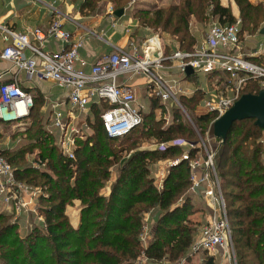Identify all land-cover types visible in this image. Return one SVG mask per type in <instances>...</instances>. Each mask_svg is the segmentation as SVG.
<instances>
[{
	"label": "trees",
	"instance_id": "trees-1",
	"mask_svg": "<svg viewBox=\"0 0 264 264\" xmlns=\"http://www.w3.org/2000/svg\"><path fill=\"white\" fill-rule=\"evenodd\" d=\"M94 1L83 0L80 13L85 15L84 10H94ZM231 3L236 13L219 0L214 3L215 20L224 24L239 17L242 33L259 34L264 26V3L251 0H231ZM156 16L157 22H161V11ZM177 33L182 34L180 42H183L187 36L183 11L173 26V34ZM193 46L179 49L190 51ZM251 60L264 64V54ZM259 91L258 85L250 81L241 95ZM181 96V102L191 108L203 97L198 89L191 96ZM154 100L150 113H144L142 124L124 136L140 128L137 139L118 146L113 142L120 138L107 136L98 106L93 105L87 120L90 131L75 136V158L70 159L52 141L55 136L46 128L48 114L34 117L32 110L35 106L40 110L43 104L42 98L34 95L26 137L13 146H1L0 153L11 164L16 180L42 187L37 211L44 224L33 222L22 235L18 231L22 220L0 209V264H140L142 257L146 258L143 264H157L162 260L172 263L183 260L186 264V260L198 253L202 258L200 264H217L205 251L192 254L189 251L199 223H193L189 217L194 194L189 191L187 161L170 166L160 188L150 175V163L168 156L177 158L181 148H139L138 138L153 137L160 143L179 138V134L191 136L193 132L190 125L180 120L163 126L152 115ZM214 118L213 113L194 115L193 122L199 132H205ZM254 121L243 119L232 124L217 159L237 264H264V127ZM32 152L44 166L36 168L25 162L26 154ZM116 165L118 176L105 196L101 190ZM72 205H78L76 225L71 223L68 214ZM151 211L157 218L151 228L152 237L144 244L143 221Z\"/></svg>",
	"mask_w": 264,
	"mask_h": 264
},
{
	"label": "built area",
	"instance_id": "built-area-1",
	"mask_svg": "<svg viewBox=\"0 0 264 264\" xmlns=\"http://www.w3.org/2000/svg\"><path fill=\"white\" fill-rule=\"evenodd\" d=\"M48 8L53 16L44 29L34 27L17 31L0 22V38L4 43L0 59L9 61L15 69L11 81L0 82V123L26 128L25 121L30 117L34 95L18 84L16 73L24 72L27 82H52L64 90V95L63 100L48 102L46 128L55 136V144L70 159L75 158V136L90 131L87 120L93 105L100 108L99 116L109 138H122L142 124L148 108L139 101L136 88L141 89L142 96L150 103L156 98L161 104L179 109L194 127L179 96H191L195 90L182 91L180 80H167L170 67L184 77L186 67L192 69V74L199 71L207 77L223 76L211 88H198L203 97L202 104L196 106L195 112L198 115L213 113L214 120L233 105L250 81L255 82L260 90L264 89V64L251 60L264 53V45L260 41H256L253 47L246 45L253 36L241 32L242 21L239 17L231 23L212 21L202 41L190 51L176 48L164 54L158 41L153 44L152 39H147L142 47L129 44L128 50L110 44V51L88 62L78 52L84 44L83 36L73 38L70 31L63 27L60 12L52 5H48ZM51 40L62 43L64 47L48 50L46 45ZM8 72L10 70L1 71L0 78ZM210 140L216 141L217 147L209 146L204 138L199 137L196 143L176 138L157 143L150 149L165 150L169 146L181 148L180 156L169 161L167 168L186 160L189 191L199 194L205 204L206 222L198 229L192 251H205L217 258L220 264H236L231 228L217 173L222 141L215 137H210ZM31 165L36 168L44 166L35 157ZM42 191V187L16 180L11 164L0 153L1 210L9 212L17 220L27 222L34 216L44 224L37 211V198ZM150 230L145 216L141 234L144 244L148 242ZM145 261L146 258L142 257L139 263ZM183 263V260L175 263L162 260L157 264Z\"/></svg>",
	"mask_w": 264,
	"mask_h": 264
},
{
	"label": "rangeland",
	"instance_id": "rangeland-1",
	"mask_svg": "<svg viewBox=\"0 0 264 264\" xmlns=\"http://www.w3.org/2000/svg\"><path fill=\"white\" fill-rule=\"evenodd\" d=\"M42 1L44 4L50 3V4H53L54 6H57V4L61 5L63 3H64V6H66V4L68 5L73 4V7L70 5V8L79 10L80 4L82 3L83 0H42ZM219 1L222 5L229 6L231 8V11L236 13L231 3V0H219ZM251 1L254 3H261V2L264 3V0H251ZM215 2H217V0H96L94 1V3L96 4L95 9L94 10L90 9V11L84 10L83 14L85 15H82V16L83 17L100 16L102 17V19H106L109 22L111 21L118 22V24H120L121 27L123 28V34L127 38L126 43H124L125 49L127 50L130 48L129 44L131 43L142 47L145 45V41L147 39H152V40L156 39L160 43V47L163 50L164 54H169L170 51L176 48L185 47V46H188L189 44L196 45L202 41L209 24L216 19L214 18L215 16L212 14L213 5ZM38 5L41 8V12L43 13L44 5L42 4H38ZM119 7L123 8L124 14L120 17H117L113 14L112 11H114L115 9ZM34 9H38V7H35ZM66 9L67 8L64 7L63 9L64 12L66 11ZM158 11H161V22H157L156 14ZM181 11H183L185 20L187 22V36L184 38L183 42H180V37L182 36L181 33L173 34V26L175 25V20L177 18V15H179ZM107 15L109 17H106ZM83 21L85 22V20ZM105 23H106L105 25H107L108 22L105 21ZM263 23H264V20H263ZM98 33H100V31ZM245 33L248 34L247 32ZM249 35L253 36L249 39L253 38L252 40L260 41V43L264 45V35H260L258 33H255V34L249 33ZM108 36H109V32L106 33V37ZM125 36L123 37L124 42L126 39ZM119 37L117 38L112 37L113 42H116V40L120 39ZM97 42L100 44L103 43L99 39H96V38L93 39V43L98 44ZM260 61L263 62V60H260ZM170 69H171L170 71L171 76L170 77L168 76L167 80H171V79L175 81L180 80L181 81L180 89L182 91H188V90L192 91V90L202 88V87L208 89V88H211L210 86L216 81H218V79L223 78V76L221 77L220 75L219 76L211 75L207 77L206 74L197 71L193 73L192 77L183 80L184 76L179 71H177L174 67L172 68L170 67ZM42 84H43L42 88L44 86L50 85V83L48 82H42ZM58 89L56 88L54 89V91L55 90L57 91ZM181 95H184V94H181ZM181 95L179 97L180 102L183 101V97ZM137 96L141 100L148 101V99L143 98L142 93L140 91H137ZM201 101L196 102V105L193 106L192 108L186 106L185 104H183V102H181V104L187 109V114L189 115L193 124H194L193 122L194 115H198V113L195 112V108L197 105L202 104ZM37 102L38 101H36L35 103L37 104ZM153 103H154V109L151 110L153 111L152 115L156 120H160L163 126H167L173 121L177 122L179 120L191 126L193 130L192 135L187 136L188 134L186 135L179 134L180 135L179 138H183L191 143H196L197 141H199V137H201L205 139V141L207 142L209 146L217 147L216 141L210 140L208 128L205 132H201V131L199 132V129L196 128L197 129L196 130L194 128L195 124L193 127V125H191V122L187 119V117L183 113L180 112L179 109L173 106L170 107L168 104L167 105L161 104L159 100L156 98L153 101ZM38 109L39 108L35 106V108L32 110V113L35 118L38 117L39 114L40 116L45 114V111H40ZM97 109H99L100 111L99 107ZM149 111H150V108L147 110L146 113H148ZM30 121L31 120L29 119V120H26L25 122L27 123V125H30L29 124ZM23 127L22 126L17 127L14 125L13 126L5 125V124L0 123V145L2 147H9V146L15 145L18 142L20 143L21 141H23L24 140L23 137H26L25 135L26 128H23ZM139 130L140 128H137V130H134L128 137L116 139L113 142L114 145L115 146L122 145V143H125V142L129 143L131 142L132 139H137L136 136L138 135ZM56 135H58V133H56ZM52 141H56V138L53 139ZM138 142H139L140 149L141 148L150 149L156 146V144L159 143V140L153 137H149V138L142 137L140 139L138 138ZM34 156H35L34 152L26 154L25 159H24L25 162L31 163V160L33 159ZM179 156H180V153L178 157ZM175 158L172 156H168V158H165V159L154 160V162L150 163L149 165L150 175L154 176V173H158L160 172L161 169H164L165 171H163V173L165 176L167 173V169H168L167 163L169 161L171 162ZM117 168L118 166L116 165L114 169L117 170ZM221 191H222V188H221ZM1 200L2 198H0V201ZM70 207L71 208L69 210V213L77 214L78 205H72ZM198 210L200 211V213L196 212ZM190 211H192V213L189 215V217L190 219H192L191 221L193 223L198 222L199 225L205 224L207 211H206L205 204L201 197H198L196 200H194L193 206ZM150 216L151 217L149 219V222L156 221L157 216L153 213V211L150 212ZM33 222L37 223L38 225H41V223L37 221L34 218V216L30 217V219H28L27 222L22 220L20 224V229L18 230L19 233L24 235L30 229V227L34 225ZM193 223H189V226H191L192 228H194ZM197 227L196 229H198ZM151 237H152V234L149 231V235H147V240L150 241ZM193 237L195 241L196 234H194ZM189 251H191V254L194 252L191 249H189ZM200 252H203V251H200ZM206 254L208 255V253ZM234 254H235V260H237L235 248H234ZM199 255L201 257V254Z\"/></svg>",
	"mask_w": 264,
	"mask_h": 264
},
{
	"label": "crops",
	"instance_id": "crops-1",
	"mask_svg": "<svg viewBox=\"0 0 264 264\" xmlns=\"http://www.w3.org/2000/svg\"><path fill=\"white\" fill-rule=\"evenodd\" d=\"M38 4L44 5V9L42 8L44 10L43 13L41 12V8L39 7ZM46 5L54 6L53 4H50V3L44 4L42 0H0V22L10 25L17 31H23L26 28H34V27H39V28L44 29L45 27L48 26L49 21L51 20L53 16V13ZM70 5L73 7V4H70ZM70 5L66 4V6H64V3H63L61 5L57 4V6H54V7L60 12V18L63 23V27L67 29L68 31H70V33L73 35V38H76L79 35L83 36L84 44L79 49L78 52L88 62H93L101 53L110 51L112 47L111 45L122 46L123 48H125L124 43H126L127 38L123 34V28L121 27L120 24H118V22H114V21L109 22L106 19H102V17L100 16L83 17L79 10L71 9ZM35 7H38V9H34ZM64 7L67 8L65 12L63 10ZM106 17H109V16L107 15ZM83 20H85V22ZM105 21L108 22L107 25H105L106 24ZM97 30H99L100 33H98L99 31ZM108 32H109V36L106 37V33ZM122 34L126 38L125 42L123 38L124 36ZM112 37H116V38L119 37L120 39L116 40V42H113ZM95 38L99 39L103 43L102 44L98 42H97L98 44L93 43V39ZM255 43L256 41L252 40L251 42L246 43V45L253 47L255 46ZM3 45L4 43L2 42L0 38V50L2 49ZM46 47L48 50H59L60 48H63L64 45L62 43H59L56 40H51L47 43ZM86 69H88V66L86 67ZM5 70H10V72H8L3 77H1L0 82L11 81L13 78V73L15 72V69L12 67L9 61L0 59V72L5 71ZM170 71L171 69L168 70L169 77L171 76ZM16 74L18 78V84L22 88L28 90L33 95L35 96L37 95L42 98L43 104L40 109L41 111H47L48 102L56 101V100H63L62 97L64 95V90L58 87L57 85L53 84L52 82L39 81V80L33 81V82H27L25 81L24 72L19 71ZM121 79L122 77L119 80ZM185 79L187 78L183 77V80ZM42 82H48L50 83V85L44 86L42 88L43 86ZM180 86H181V83H180ZM56 88L57 89L59 88V89L57 91L56 90L54 91V89ZM136 90L142 93L141 89L136 88ZM143 98L145 99V97ZM139 101L142 102L146 108L148 109L150 108V105H151L150 101L141 100L140 98H139ZM114 168L115 167L111 169L109 180L101 190V193L105 196L109 194L111 186L118 176V172H119L118 168L117 170ZM163 171L164 169H161L160 172L154 173V176H152L154 178V181L157 187H160V185L162 184V180L164 178ZM198 197H201V196L199 194H194L193 202ZM70 208H68V214L70 215L71 223L73 225H76L78 223V212L77 214H72V213L70 214L69 213ZM150 217H151L150 214L147 215L148 222H149ZM154 225H155V221L149 222L150 228H153ZM200 226L201 225H199L197 228L199 229ZM198 229H197V233H198ZM199 254L200 253H198L197 255H192L190 260H186V264H200L202 258L200 257ZM215 261L217 264H220L217 258H215Z\"/></svg>",
	"mask_w": 264,
	"mask_h": 264
},
{
	"label": "water",
	"instance_id": "water-1",
	"mask_svg": "<svg viewBox=\"0 0 264 264\" xmlns=\"http://www.w3.org/2000/svg\"><path fill=\"white\" fill-rule=\"evenodd\" d=\"M123 11V8H120L114 10L113 13L117 17H120ZM259 34L264 35V26L259 30ZM192 72L190 67L185 68L186 75ZM243 119H254L257 126L264 127V89L255 94H242L223 115L219 116L211 123L209 136L220 139L223 143L232 124L235 121Z\"/></svg>",
	"mask_w": 264,
	"mask_h": 264
},
{
	"label": "bare ground",
	"instance_id": "bare-ground-1",
	"mask_svg": "<svg viewBox=\"0 0 264 264\" xmlns=\"http://www.w3.org/2000/svg\"><path fill=\"white\" fill-rule=\"evenodd\" d=\"M152 41H153V42H152L153 44H157V41H158V40L153 39Z\"/></svg>",
	"mask_w": 264,
	"mask_h": 264
}]
</instances>
